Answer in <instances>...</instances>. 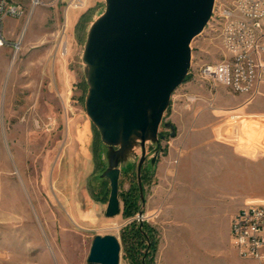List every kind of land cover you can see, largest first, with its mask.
I'll return each mask as SVG.
<instances>
[{"label": "rangeland", "instance_id": "obj_1", "mask_svg": "<svg viewBox=\"0 0 264 264\" xmlns=\"http://www.w3.org/2000/svg\"><path fill=\"white\" fill-rule=\"evenodd\" d=\"M39 1L36 7L22 4L26 16L2 21L10 45L0 48V264H87L96 235L118 240L119 264H259L237 256L228 231L243 202L264 200V161L259 157L233 155L222 144L189 152L197 163L184 210L188 217L175 219L164 236L149 217L146 201L155 165L177 137L176 125L186 122V116L196 123V113H205L236 131L243 119L239 108H264V80L239 94L194 79L199 65L225 55L210 18L190 44V70L162 116L152 166L154 147L145 144L141 194L137 148L136 157L119 167V213L106 217L110 187L99 178L106 168L105 148L85 113L81 62L88 27L105 3L88 0L85 8L65 16L66 0ZM220 1L214 0V9ZM63 43L65 56L59 53ZM231 115L240 117L231 120ZM204 156L221 160L205 163Z\"/></svg>", "mask_w": 264, "mask_h": 264}, {"label": "water", "instance_id": "obj_2", "mask_svg": "<svg viewBox=\"0 0 264 264\" xmlns=\"http://www.w3.org/2000/svg\"><path fill=\"white\" fill-rule=\"evenodd\" d=\"M104 10L89 25L81 62L87 84L85 113L104 145L109 182L105 216L119 213L120 166L138 160V189L145 144L159 152L158 132L172 93L191 66L192 40L208 23L214 0H104ZM142 216V212H139ZM120 245L112 235L92 239L87 264H119Z\"/></svg>", "mask_w": 264, "mask_h": 264}, {"label": "built area", "instance_id": "obj_3", "mask_svg": "<svg viewBox=\"0 0 264 264\" xmlns=\"http://www.w3.org/2000/svg\"><path fill=\"white\" fill-rule=\"evenodd\" d=\"M88 0H66L65 12L85 8ZM40 4L32 0L31 7ZM213 8L211 19L217 30L225 55L217 62L203 63L194 73L199 84L222 86L234 93H247L264 80V0H221ZM28 11L12 0H0V48L9 46L3 36V19L22 18ZM215 26V28H214ZM14 55L18 44H14ZM67 54L66 43L59 51ZM188 101L193 100L184 94ZM231 115L230 119L239 118ZM230 239L237 256L244 260L264 264V200L247 201L233 215L229 229Z\"/></svg>", "mask_w": 264, "mask_h": 264}, {"label": "crops", "instance_id": "obj_4", "mask_svg": "<svg viewBox=\"0 0 264 264\" xmlns=\"http://www.w3.org/2000/svg\"><path fill=\"white\" fill-rule=\"evenodd\" d=\"M12 1L26 6H30L32 2V0ZM68 13L71 14V10L66 11L65 16ZM237 112H240L243 119L236 127V131L225 121L217 122V119L205 113H196V123L188 122V118L190 120L192 117L186 116V122L176 125L177 137L169 141L167 150L159 157L155 165L154 186L150 189L146 201L149 217L163 236L166 229L172 228L175 219L181 221L182 218L188 217L184 210L190 202L191 170L197 163L194 156L187 155L189 152L196 148L210 149L211 145L219 147L222 144L224 148L230 149L233 155H236V152L242 158L259 157V160L264 161V108L261 107V112H258L254 106L250 105L239 108ZM176 117V114H173L172 118ZM235 136L246 141L238 142ZM234 159L233 157L232 160ZM202 160L205 163H213L215 160L220 162L221 159L204 156ZM188 164H190L189 167ZM186 169L188 171L184 172Z\"/></svg>", "mask_w": 264, "mask_h": 264}, {"label": "bare ground", "instance_id": "obj_5", "mask_svg": "<svg viewBox=\"0 0 264 264\" xmlns=\"http://www.w3.org/2000/svg\"><path fill=\"white\" fill-rule=\"evenodd\" d=\"M134 151L136 152L137 151V148H135Z\"/></svg>", "mask_w": 264, "mask_h": 264}, {"label": "flooded vegetation", "instance_id": "obj_6", "mask_svg": "<svg viewBox=\"0 0 264 264\" xmlns=\"http://www.w3.org/2000/svg\"><path fill=\"white\" fill-rule=\"evenodd\" d=\"M150 150H151V149H150ZM144 162H145V161H144ZM143 164H144V163H143ZM143 164H142V165H143ZM106 180H107V179H106ZM138 190H139V189H138Z\"/></svg>", "mask_w": 264, "mask_h": 264}]
</instances>
